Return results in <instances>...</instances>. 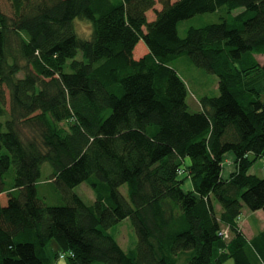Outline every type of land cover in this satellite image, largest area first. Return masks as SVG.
I'll return each mask as SVG.
<instances>
[{"label":"trees","instance_id":"trees-1","mask_svg":"<svg viewBox=\"0 0 264 264\" xmlns=\"http://www.w3.org/2000/svg\"><path fill=\"white\" fill-rule=\"evenodd\" d=\"M6 2L0 264L61 252L66 264H264V228L248 239L237 220L244 207L264 212V177L249 172L264 157V0ZM215 12L179 35L181 21ZM181 56L218 77L199 111L173 67ZM227 152L235 170L223 178ZM126 218L129 251L108 231Z\"/></svg>","mask_w":264,"mask_h":264},{"label":"rangeland","instance_id":"rangeland-1","mask_svg":"<svg viewBox=\"0 0 264 264\" xmlns=\"http://www.w3.org/2000/svg\"><path fill=\"white\" fill-rule=\"evenodd\" d=\"M2 4L8 11L6 0H2ZM159 6V3H156ZM148 18L151 17L152 13H147ZM219 20V15L215 13H202L197 14L191 18L181 21L178 25V32L180 36L185 35V31L188 26H200L205 23L214 22ZM77 31L82 36H87L90 32L89 24L83 20L75 22ZM260 62L264 60L263 55L258 56ZM173 67L178 71L179 75L184 79L187 86V97L186 101L188 109L191 112L199 111L200 104L199 99L204 96H216L218 95V77L210 72H206L203 69L195 66L186 56H181L173 62ZM50 171L48 163L42 165V177H44ZM249 172L256 174L259 177H264V157L256 159L250 166ZM126 186H122L120 189L125 190ZM75 192L86 202L90 203L94 199L93 190L86 184L81 183L74 188ZM250 212V211H249ZM241 218V222H243ZM248 219V218H247ZM261 222L256 225H260ZM243 228L246 229L245 222L240 223ZM242 230V227H241ZM115 239L120 243L125 251L135 247L137 242V236L134 232L133 226L129 218L123 219L108 230ZM243 231V230H242ZM49 248L51 252H55L60 249L57 242L53 239L50 243ZM54 264H66V259L57 258L54 259ZM222 264H234L233 259L230 257L224 258Z\"/></svg>","mask_w":264,"mask_h":264},{"label":"crops","instance_id":"crops-1","mask_svg":"<svg viewBox=\"0 0 264 264\" xmlns=\"http://www.w3.org/2000/svg\"><path fill=\"white\" fill-rule=\"evenodd\" d=\"M234 170H235L234 156L232 153L227 152L223 156L221 176L223 178H228ZM183 187L186 190L193 189L190 179H186L184 181ZM242 217H244L243 222L240 223L245 222L246 229L243 228L242 224L241 227L248 239H250L254 234H256L258 231L264 228V212L262 210L251 211L246 207H244ZM259 222H261L260 225L259 226L256 225Z\"/></svg>","mask_w":264,"mask_h":264},{"label":"built area","instance_id":"built-area-1","mask_svg":"<svg viewBox=\"0 0 264 264\" xmlns=\"http://www.w3.org/2000/svg\"><path fill=\"white\" fill-rule=\"evenodd\" d=\"M241 218H242V216H238V217H237V220H238L239 222H241ZM222 233H223V235H224L225 238L229 237V233H228V229H227V228H224V230H223ZM66 254H71V252H68V253H63V252H61V253L59 254V257H60L61 259H63V258L66 256Z\"/></svg>","mask_w":264,"mask_h":264}]
</instances>
